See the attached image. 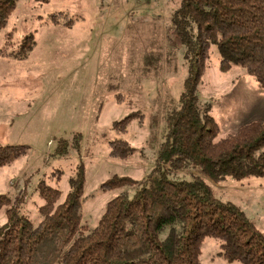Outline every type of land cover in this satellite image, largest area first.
<instances>
[{
  "label": "rangeland",
  "instance_id": "374dc122",
  "mask_svg": "<svg viewBox=\"0 0 264 264\" xmlns=\"http://www.w3.org/2000/svg\"><path fill=\"white\" fill-rule=\"evenodd\" d=\"M179 5L180 0L18 1L0 32V146H27L28 152L0 168V195L20 205L35 226L43 204L40 182L65 199L83 168V223L95 228L108 202L127 189L105 192L103 185L114 177L141 181L155 166L188 78L172 23ZM220 61L213 46L198 95L212 105L222 139L264 121V89L242 68L223 72ZM117 140L135 149L130 158L110 156ZM66 148L68 154L60 156ZM194 175L191 169L172 178ZM203 178L218 200L238 206L264 235V176L220 183ZM6 221L0 210V227ZM220 253V241L206 238L201 264H241Z\"/></svg>",
  "mask_w": 264,
  "mask_h": 264
},
{
  "label": "trees",
  "instance_id": "16d2710c",
  "mask_svg": "<svg viewBox=\"0 0 264 264\" xmlns=\"http://www.w3.org/2000/svg\"><path fill=\"white\" fill-rule=\"evenodd\" d=\"M18 1L0 0V32ZM172 23L188 78L153 169L141 181L114 177L103 185L105 192L127 189L108 202L95 228L83 223V168L65 199L39 183L37 226L0 195L7 218L0 227V264H201L206 238L220 241L219 256L229 263L264 264V235L238 206L218 200L203 178L220 183L264 176V121L219 139L212 105L198 95L213 46L223 72L242 68L264 89V0H180ZM27 152V146H0V168ZM134 152L126 141L111 143L113 158L126 160ZM65 154L67 148L59 153ZM191 169L198 175L190 180L172 178Z\"/></svg>",
  "mask_w": 264,
  "mask_h": 264
}]
</instances>
